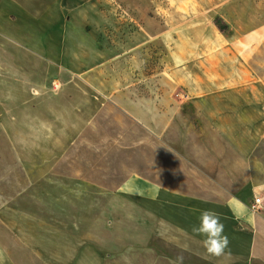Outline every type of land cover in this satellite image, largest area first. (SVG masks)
I'll return each mask as SVG.
<instances>
[{"label": "crops", "instance_id": "obj_1", "mask_svg": "<svg viewBox=\"0 0 264 264\" xmlns=\"http://www.w3.org/2000/svg\"><path fill=\"white\" fill-rule=\"evenodd\" d=\"M45 1L0 0V134L13 151L0 150V264H176L178 257L182 264H264V83H245L247 56L214 53L210 64L177 63L171 78L187 98L154 102L147 116L124 91L113 99L85 95L106 92L108 83L26 86L27 57L16 56L14 45L56 67L54 79L87 81L109 62L98 61L94 47L84 58L85 41L61 34L70 22L65 12L77 11L79 0L37 7ZM27 27L37 34L23 32ZM45 28L59 32L39 36ZM69 42L82 51L69 52ZM110 103L121 116L85 115ZM76 106L80 112L61 115L60 108ZM13 108L20 110L15 118ZM75 121L148 124L149 147L94 151L90 132L60 126ZM203 209L220 214L230 255H207L203 237L192 233Z\"/></svg>", "mask_w": 264, "mask_h": 264}, {"label": "rangeland", "instance_id": "obj_2", "mask_svg": "<svg viewBox=\"0 0 264 264\" xmlns=\"http://www.w3.org/2000/svg\"><path fill=\"white\" fill-rule=\"evenodd\" d=\"M50 1L46 0L37 7L47 8ZM77 4V11L65 12L64 18L67 17L70 22L69 24L64 22L66 25L61 29V34L80 37L85 41V52H80L84 58L86 52L94 47L93 49L97 50L95 52L100 56L98 61L102 63L109 61L104 66L105 69H102V73L99 71L92 78H87L88 82L84 76H58L54 79V75L58 73L56 67L47 62L44 65L36 62L34 57L25 54L24 47L20 50V47L14 45L13 52L16 56L22 59H25L23 56L27 57L23 61V66L27 64L28 73L23 75L22 80L26 86L31 84L36 86L39 80H43L46 85L53 84L57 89H62L64 82L74 78H78V81L75 79V83H108L110 87L106 92L95 91L85 95L93 99L98 96L101 98V95L113 99L118 92L124 91L123 99L135 103L139 100L141 115L147 116L149 105L154 102L159 104L160 101L187 98L186 93L171 78L177 63L181 65L196 63L197 66L202 63L210 64L214 62L212 60L214 53H222L226 58L235 57V53L242 57L247 56L250 74H247L245 83L263 86L264 0H82L81 2L79 0ZM75 13L78 21L74 23L71 19ZM22 30L33 35L37 34L35 28L27 27ZM38 32L39 36L54 37L59 29L45 28L39 29ZM67 46L69 52L82 51V46L75 42H69ZM178 57H182V60H177ZM32 62L36 64L30 65ZM78 62L80 63L81 60L73 61L75 64ZM262 94L264 95V92ZM97 105L99 104L85 111V115L95 117L105 113L110 119L122 115L111 103L104 112H101V107ZM66 109L60 108L63 117H68L70 114L73 116L74 112L81 111L80 106ZM12 110L15 118L20 110L17 108ZM3 113L4 109L0 108V116ZM13 125L14 133L21 132V124H16L15 119ZM60 126L62 129L68 126L66 128L72 134L90 132L94 151L107 153L132 151L139 147L145 150L149 147L148 124L99 125L81 124L75 121ZM100 132H107V135L96 139V134ZM17 137L19 138L20 134ZM4 142V137L2 139L0 134V150L12 151L10 146L5 147ZM21 142L20 138L14 140L18 147ZM62 143L68 145L70 141L63 140ZM159 144L164 146L163 143ZM12 155L13 153L11 156L9 153L7 159L14 157ZM129 155L133 153L130 152ZM114 157L118 156H112ZM14 164L17 163L13 161Z\"/></svg>", "mask_w": 264, "mask_h": 264}, {"label": "clouds", "instance_id": "obj_3", "mask_svg": "<svg viewBox=\"0 0 264 264\" xmlns=\"http://www.w3.org/2000/svg\"><path fill=\"white\" fill-rule=\"evenodd\" d=\"M198 225L192 227V233L203 237L202 246L207 255L214 257L230 255V240L224 231L220 214L211 209H203L198 218ZM183 257H178L176 264H182Z\"/></svg>", "mask_w": 264, "mask_h": 264}, {"label": "built area", "instance_id": "obj_4", "mask_svg": "<svg viewBox=\"0 0 264 264\" xmlns=\"http://www.w3.org/2000/svg\"><path fill=\"white\" fill-rule=\"evenodd\" d=\"M260 205H261V199L256 198L254 203L251 205V210L254 212H257L260 210Z\"/></svg>", "mask_w": 264, "mask_h": 264}]
</instances>
